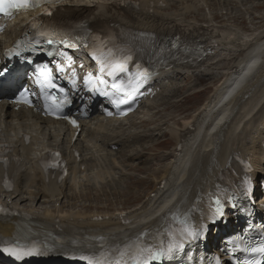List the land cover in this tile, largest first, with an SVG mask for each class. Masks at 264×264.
I'll list each match as a JSON object with an SVG mask.
<instances>
[{
	"label": "bare ground",
	"instance_id": "1",
	"mask_svg": "<svg viewBox=\"0 0 264 264\" xmlns=\"http://www.w3.org/2000/svg\"><path fill=\"white\" fill-rule=\"evenodd\" d=\"M125 1L133 4L131 10L120 8ZM246 2L251 3L252 0H65L50 8L49 13L68 22H81L92 29L114 25L133 34L176 36L206 44L207 54L195 64H176L160 71L152 82L158 92L143 102L148 107L146 112L138 109L121 120L105 118L101 109L96 108L90 119L82 120V131L75 142L76 130L64 121L44 118L23 107L17 110L8 101L1 103L0 149L10 151V155L18 159L6 170L15 184L12 192L3 194V171L0 169V199L4 197L8 207L32 217L38 229L62 233L65 237L61 238V244L97 249L104 245L122 244L121 241L140 232L160 228L169 208L188 210L195 200L211 191L222 168L229 163L236 165L233 159L238 156L251 165V178L256 181L263 178L264 181V27L257 30L254 26L255 10L261 7L260 3L243 10L242 5ZM230 5L236 18L248 16L249 23L255 28L236 23V18L233 19L230 9H227ZM239 8L243 12H239ZM219 9L227 11L220 15ZM37 14L17 17L16 26L0 38V52ZM246 69L251 71L250 76L224 103L225 96L242 82ZM188 76L212 78L219 80V84L189 118L185 115L167 124L156 114L161 106L172 102L158 103L178 95L184 87L179 81ZM140 123L142 126H138ZM161 123L163 128L166 127L163 131H160ZM24 133L31 136L29 144L24 142ZM165 133L169 137H161L159 147L167 141H175V144L161 155L152 156L151 161L142 163V172L150 171L153 165L161 166V169L153 168V172L147 173L153 187L140 203L113 211L102 208L90 210L78 204L80 198L85 201L92 199L89 171L95 170V151L100 152L98 156L102 166L93 172H97L94 177L102 184L99 194L117 198L124 190L129 192V179H132L127 169L132 164L122 162L112 167L117 157L130 158L132 163L141 161L154 147L150 140ZM48 148H61L67 157L70 175H73L70 182L68 178L59 182L58 177L47 181L39 170V158ZM131 150L133 155L131 152L126 154ZM76 151L80 153V160L75 156ZM115 169L120 170L119 179L111 177V170ZM77 174H80L79 178H85L84 183L77 181ZM135 178L137 180L138 177ZM135 185V189L144 186L139 182ZM255 194L261 196L260 201H256V210L264 218V211L260 209L264 204V189L257 188ZM94 197L97 199V194ZM122 211L127 214L125 223L119 218ZM98 216L104 219L99 221ZM227 219L235 221L230 210ZM225 226L222 224L218 231L222 232ZM14 228L13 222L0 223V242L12 238ZM215 237L212 231L208 238L211 249L218 247Z\"/></svg>",
	"mask_w": 264,
	"mask_h": 264
},
{
	"label": "rangeland",
	"instance_id": "2",
	"mask_svg": "<svg viewBox=\"0 0 264 264\" xmlns=\"http://www.w3.org/2000/svg\"><path fill=\"white\" fill-rule=\"evenodd\" d=\"M258 3H260L261 7L258 10H255V14L257 15V18L254 20V24H255L254 26L255 27L257 26V30L260 29L261 27H264V0H252L251 3H247L246 2V3H244L242 5L243 6V10H245L246 7H249L250 5L258 4ZM232 4L235 5L234 2H232ZM229 7L227 9H230L229 12L231 13L232 12V10H231L232 9V6L230 5ZM213 8H216V7L214 6ZM227 9H219L220 15H223V13L227 11ZM238 10H239V12L240 11L243 12V10H241V8H239ZM230 15H233L234 16L233 19H235L237 17V16L235 17V12L231 13ZM242 16L243 15L238 16L239 18H236L234 21L236 23H244L245 25L251 27L252 29L255 28L253 26V24H250L249 23L251 20L248 19L249 18L248 16H246V15H244L243 17ZM219 18H221V17H219ZM179 82L182 85H184V87L181 90V92L178 93V95H175V96H172V97H167V98H165L164 100H161L158 103V104H162L163 101H167V100H170L172 102V103L168 104L165 107H163L164 105L161 106L160 107V110L156 114L157 118L158 117H160V119L162 118V120L165 121V122H167V124H168V121H173L176 118L177 119L178 118H183L185 115H186L187 118H189L191 116V114L195 110H197L198 108H200L204 104V102H205L206 98L208 97V95L219 84V80H214L212 78H208L207 77V78H204L203 79V78H199V77H189V76L186 79H184V80L181 79ZM139 109L141 111L146 112L148 110V107H147V105L145 103H142V105L140 106ZM148 123H152V122L148 121ZM142 124L143 123H140L138 126H142ZM160 125L162 127L163 123H161ZM153 127H155V126H153ZM164 128L166 129V127H164ZM164 128L163 127L160 128V131L165 130ZM155 137H157V139H154ZM161 137L168 138L169 135L166 136V133L163 136H161V135L160 136H156L155 135L154 138H152L153 140L152 139L150 140L151 143H152L151 145H154V147L152 149L153 151L150 150L149 152H146L145 153V156L142 157L141 161L135 160V162L132 163V161H129L130 158H126L124 156H118L117 157L116 162L112 164V167L115 164L121 165L122 162L124 164H126V165L132 164V165H129V167H127L128 172H131V177H132V179H129V186L131 185V187L129 189V192L127 193V191L124 190V192L122 193V195H119L117 198H114L113 196H108V195H107L108 197L107 196L105 197L104 195H100L99 194V189L101 188V185L102 184H101V181L99 182L100 179L99 180H96L98 178H95L97 172L95 174L93 172H95L96 169L97 170H100V168L102 166H100V160H99L100 157L98 156V153H100V152L95 151L94 152L95 159H96V160H94L95 170L93 171V169H92L91 170L92 172L89 171V175H90L89 177L91 178V188H92V195H91V197H92V199L91 200H88V201H85L84 199L82 200L80 198L79 200H77L78 204L79 205L87 206L88 208H90V210H93L94 208H99V209L102 208V210L104 209V210H110V211L112 210L113 211V210H115L117 208H120V209H122V208H130V207H132V206L140 203L142 201V199L144 198L145 194L146 193H149V191L153 187V182L148 177L149 176L148 174H150L151 172H153L154 169H158V170L161 169V166L159 167L157 165H153L150 171H143L142 172V167H141L142 166V163H146L147 160L151 161L154 156L161 155V153H164V151L170 149L175 144V141H172V142L167 141V142L163 143L159 147L161 141L160 142H158V141H159V139ZM158 148H160L159 151H158ZM114 152L116 153V151H114ZM130 152L133 155V151L132 150L131 151H127L126 154H128ZM97 156H98V158H97ZM150 163H152V162H150ZM96 166H97V168H96ZM117 170L118 169L111 170V177H115V179H119V177H120L121 174H120V170H118V171ZM114 173H118V174H115L114 175ZM79 175L80 174H77V181L80 182V184H82V183L85 182V178H82V177L79 178L78 177ZM91 175H93V176H91ZM93 177H94V179H93ZM135 177H138L137 180H136ZM72 178H73V175H71V177L69 178V182L72 180ZM108 178H109V176H108ZM92 179H93V181H92ZM109 179H111V178H109ZM92 182H93V184H92ZM135 182H139L140 184H142L144 186L143 187L142 186H138L135 189V187H136ZM115 183H116V181H115ZM124 185H126V183ZM91 188H90V190H91ZM143 189H144V191H143ZM141 193H143V194H141ZM95 194H97V196H98L97 199L94 197Z\"/></svg>",
	"mask_w": 264,
	"mask_h": 264
},
{
	"label": "snow or ice",
	"instance_id": "3",
	"mask_svg": "<svg viewBox=\"0 0 264 264\" xmlns=\"http://www.w3.org/2000/svg\"><path fill=\"white\" fill-rule=\"evenodd\" d=\"M42 0H0V14H3L5 16H12L13 13L19 12V11H25L29 10L31 8L37 7ZM50 2V0H48ZM49 15L51 13H48ZM54 41L49 39L48 43L52 44ZM26 43L25 41H22L21 44ZM39 43V41H37ZM60 43L67 44L68 47L75 48L76 44H68L66 41L61 40ZM20 44H17L16 48L9 50L8 55L12 56H18L21 59H25L21 51H18L17 49L20 48ZM35 45L28 43L27 46L23 49V51H35ZM49 55H53L51 51L48 52ZM61 55H66V53H60ZM109 55L111 56V51H109ZM70 59V58H69ZM132 60L131 55L124 56L122 58L113 57L111 60L105 63V61H101V71L103 72L105 67L109 69L108 75L112 77V84L111 87L116 91V93H122L124 94L125 98L120 99L117 103L116 101H113V103L116 104L117 107H119L120 103H125L127 100V97H130L134 95L139 88L143 87L144 83L147 81L148 78V70L146 68L142 69L141 65H136V73L134 75L129 74L128 70V63ZM60 72H63V68H59ZM40 77H38V82L40 83L41 89L46 93L45 99H53V102L56 104L57 109H59L60 104L56 101L54 96H50L48 94L49 89H55L57 88V85L54 83V76L52 75V69L48 68L46 65L42 66L39 69ZM0 74H3L2 71H0ZM121 74L128 75L129 79L126 81L124 80H118L117 77ZM41 77L43 79H41ZM91 76H89V81H91ZM75 81H73V84ZM100 83H106V81L100 80ZM59 91L61 93H64V89L60 88ZM27 90H25V93H22V97L26 94ZM104 95H108L107 92H102ZM29 102V101H25ZM75 123V122H73ZM57 156L59 154H56ZM217 204H219V201H217ZM0 211H3V209H0ZM220 210L217 208V214H219ZM185 235L184 232L181 233V236ZM187 236H192L193 233L191 231H186ZM169 236L172 237L169 241L167 248L159 250L157 252H152L151 249H145L141 248L139 246H136L135 252L133 253L131 249L125 248L124 250L119 251L118 258L113 261H106L104 258H98V259H92L90 257H80V259L86 260L87 264H129V259H126L125 257L131 258V264H151L152 261L161 259L164 255H171V253L174 250L180 249L183 247L182 243L177 240V238L170 232ZM0 251L6 252L9 256L14 257L17 261H23L25 258L30 257L32 255L39 254L35 248L33 247H27L20 245L19 243H15L12 246L4 247L0 249ZM253 252H260L264 254V245L260 246L259 248H253L251 249ZM217 264H219V261L217 260Z\"/></svg>",
	"mask_w": 264,
	"mask_h": 264
}]
</instances>
